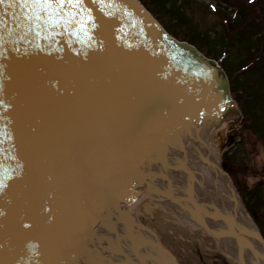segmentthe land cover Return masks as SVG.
Listing matches in <instances>:
<instances>
[{
	"label": "water",
	"instance_id": "95a60500",
	"mask_svg": "<svg viewBox=\"0 0 264 264\" xmlns=\"http://www.w3.org/2000/svg\"><path fill=\"white\" fill-rule=\"evenodd\" d=\"M237 117L220 63L139 0H0V264H179L127 207L186 171L220 216L186 142Z\"/></svg>",
	"mask_w": 264,
	"mask_h": 264
},
{
	"label": "trees",
	"instance_id": "16d2710c",
	"mask_svg": "<svg viewBox=\"0 0 264 264\" xmlns=\"http://www.w3.org/2000/svg\"><path fill=\"white\" fill-rule=\"evenodd\" d=\"M142 1L175 35L195 43L209 56L222 57L232 92L244 114L242 128L264 143V36L258 38L264 28V0H217L216 11L223 18V28L215 36L187 14L191 0ZM260 43L263 46L258 48ZM233 45L236 54L231 56ZM227 169L243 197L259 187L248 184L245 168L240 174Z\"/></svg>",
	"mask_w": 264,
	"mask_h": 264
},
{
	"label": "rangeland",
	"instance_id": "374dc122",
	"mask_svg": "<svg viewBox=\"0 0 264 264\" xmlns=\"http://www.w3.org/2000/svg\"><path fill=\"white\" fill-rule=\"evenodd\" d=\"M198 1L215 4L214 0ZM201 10L203 8L199 2L191 1L187 14L202 21L204 28L209 26L220 30L218 13H202ZM261 34L264 36V32ZM241 125L240 121L234 126L224 124L219 128V134L209 140V144L212 154L221 165L226 163L232 171L237 170L239 174L245 168L247 182L250 185H259L258 194L250 201L256 205L254 207L257 219L264 224V143L254 134H245ZM241 201L243 202L242 199ZM133 208L136 209L139 219L149 225L177 254L181 264H239L223 250L220 240L201 230L192 218L182 217L185 211L178 206L156 202L145 195Z\"/></svg>",
	"mask_w": 264,
	"mask_h": 264
},
{
	"label": "bare ground",
	"instance_id": "6f19581e",
	"mask_svg": "<svg viewBox=\"0 0 264 264\" xmlns=\"http://www.w3.org/2000/svg\"><path fill=\"white\" fill-rule=\"evenodd\" d=\"M219 130L220 129H215L212 131L211 135H213V138L219 134ZM187 143L188 141L186 144ZM197 144H190V152L188 153V157H190L191 153L193 159L196 161L193 168L196 169L197 174L199 175V181L196 186L197 197L202 202H205V204L207 203V205L214 207V209L210 207L211 210H214L215 212L220 211L227 217H234V224L231 221L228 223L223 219L208 218V222L211 228L216 230L228 231L233 229V225H235L237 226L236 229L239 233L237 237L224 235L220 240L222 248L227 254L243 262V264H264V244L259 242L255 237L257 231L255 225H253L247 216L243 214V203L235 192L231 179L221 170L214 155L213 159L216 161V166H206L201 164L198 156H202L205 152L209 153L210 149L208 150V144L207 148ZM174 176L180 187H184V184H187L188 178L186 174L175 173ZM167 184L170 188H173L172 181H167ZM168 191L170 190L168 189ZM151 197L155 200L158 199L155 196ZM159 201L164 204L168 203L167 199L164 197ZM184 215H182V217L190 218L188 214L184 213ZM192 220L194 221L195 219L192 218ZM195 223L199 227L198 221H195ZM141 230L143 229H139L140 232Z\"/></svg>",
	"mask_w": 264,
	"mask_h": 264
},
{
	"label": "snow or ice",
	"instance_id": "6c2138e0",
	"mask_svg": "<svg viewBox=\"0 0 264 264\" xmlns=\"http://www.w3.org/2000/svg\"><path fill=\"white\" fill-rule=\"evenodd\" d=\"M64 0H59L58 3L54 2V0H34V2L32 4L28 3V0H23V6L24 7H39L41 9H47L49 11H53L55 8H59L63 5ZM83 3V0H75V6L80 8L81 5ZM83 10V8L81 9ZM37 18L38 15H37ZM31 19V17H30ZM50 22L52 23H56L57 21L53 18H49ZM62 19V17H61ZM89 19H92L91 17H89Z\"/></svg>",
	"mask_w": 264,
	"mask_h": 264
}]
</instances>
